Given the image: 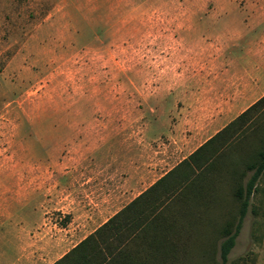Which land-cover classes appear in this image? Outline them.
<instances>
[{
  "label": "rangeland",
  "instance_id": "rangeland-1",
  "mask_svg": "<svg viewBox=\"0 0 264 264\" xmlns=\"http://www.w3.org/2000/svg\"><path fill=\"white\" fill-rule=\"evenodd\" d=\"M248 3L264 5L0 0V184L24 164L26 188L39 169L42 202H58L62 194L54 191L63 189L55 178L64 170L114 166L124 174L135 161L154 171L144 188L176 167L190 151L179 148L176 89L194 39L195 46L218 45L209 26H230ZM262 150L264 102L180 163L173 195L180 191V204H136L114 231L91 242L80 264H223L221 244L240 217L238 192L246 194ZM72 182L67 195L76 190ZM228 264H264V172Z\"/></svg>",
  "mask_w": 264,
  "mask_h": 264
},
{
  "label": "crops",
  "instance_id": "crops-1",
  "mask_svg": "<svg viewBox=\"0 0 264 264\" xmlns=\"http://www.w3.org/2000/svg\"><path fill=\"white\" fill-rule=\"evenodd\" d=\"M234 12L235 23L230 26H209L220 35L218 45L215 40L195 46L194 39L188 63L192 69L187 64V71L180 72L176 89L179 148L190 151L179 164L144 188L154 171L138 167L135 161L128 163L124 174L114 166L64 170L55 178L56 190L59 185L63 189L54 191L62 194L58 202L54 198L42 202L39 169L33 170L32 188H26L24 164L18 165L16 172L1 176L0 264H80L91 249V243H83L114 231L136 204H180V191L177 198L173 196L180 183V163L264 98V5L248 3ZM211 45L216 49L213 53ZM82 157L88 160L90 155ZM70 180L76 190L67 195L64 188ZM78 193L89 200L77 197ZM158 195L164 201L157 203ZM71 196L72 204L66 203Z\"/></svg>",
  "mask_w": 264,
  "mask_h": 264
},
{
  "label": "trees",
  "instance_id": "trees-1",
  "mask_svg": "<svg viewBox=\"0 0 264 264\" xmlns=\"http://www.w3.org/2000/svg\"><path fill=\"white\" fill-rule=\"evenodd\" d=\"M263 102H264V98L261 99L257 104H255L249 111H247L246 113L242 114L236 121L242 119L246 114H248L254 108H256L259 105L263 104ZM236 121L234 123H236ZM234 123H232V124H234ZM226 129H224L223 131H225ZM223 131L220 132L219 134H217L214 138H212L211 140H209L207 143H209L212 140H214L218 135H220L221 133H223ZM207 143L205 145H207ZM205 145H203L199 150H197V152L200 151L201 149H203V147H205ZM259 157H260V162L255 167V171H254V173H253L250 181L247 183V186H246L247 187L246 194L244 195L241 191L238 192V196H240L242 198V200H243L242 205H241V209H240V217H239L238 224H237V226L235 228V231L233 233H230V232L226 231L228 237L221 244L220 252H221V259H222L223 264H228V262H229V255H230L231 251L233 250V248L236 245V239L239 236V233H240L241 228H242L243 223H244V219H245V217L247 215L250 197L252 196V194L255 191L257 181L260 179L261 175L264 172V150H262L259 153ZM112 222H110V226H111V223ZM94 239L95 238L92 237L90 240L88 239L83 244L84 245L85 244H89Z\"/></svg>",
  "mask_w": 264,
  "mask_h": 264
}]
</instances>
